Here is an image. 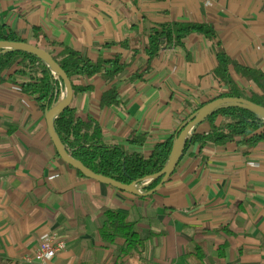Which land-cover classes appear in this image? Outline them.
<instances>
[{"label":"crops","instance_id":"1","mask_svg":"<svg viewBox=\"0 0 264 264\" xmlns=\"http://www.w3.org/2000/svg\"><path fill=\"white\" fill-rule=\"evenodd\" d=\"M0 20L33 44L39 28V45L52 53L63 44L93 60L129 64L112 79L76 76L87 89L74 91L71 104L78 118L98 122L105 144L129 154L149 158L202 105L229 91L214 75L217 43L238 66L263 74L231 66L240 97L264 95V0H0ZM174 21L208 24L217 36L190 33L149 64L147 33ZM22 80L14 70L0 73V264H264V142L191 144L164 185L143 197L63 160L45 110ZM112 88L122 103L103 105ZM211 127L206 120L196 132ZM107 209L135 222L146 240L141 255L121 257L123 240L103 239ZM50 231L67 246L39 262L35 250Z\"/></svg>","mask_w":264,"mask_h":264},{"label":"trees","instance_id":"2","mask_svg":"<svg viewBox=\"0 0 264 264\" xmlns=\"http://www.w3.org/2000/svg\"><path fill=\"white\" fill-rule=\"evenodd\" d=\"M193 32L203 33L211 39H215L217 36L212 26L205 23L179 21L157 23L147 33L148 42L145 44V52L148 55L147 62L150 64L161 49L183 43L184 39ZM34 34L37 41L35 45L40 46L38 39L43 36V32L39 28H35ZM0 40L28 42L1 20ZM50 45L56 44L51 42ZM217 46L219 64L214 75L229 88V91L221 97L241 96L239 90H236L237 86L231 76V66H235L242 74L251 75L253 78H259L263 74L256 70L241 68L232 57L225 53L220 44L217 43ZM57 47L60 50L51 53L71 79L75 92L87 89L75 83L76 76L92 77L102 74L112 79L129 66L127 63L120 62L119 57L93 60L85 52L67 45L59 44ZM10 70H14L15 75L24 79L20 83L22 90L35 96L45 111L59 101L62 95V81L37 56L23 51L1 49L0 73ZM146 72L147 70L138 73L136 78L143 77ZM248 98L264 106V95L252 94ZM101 103L106 106L120 105L122 100L117 89L112 88L105 92ZM218 118L223 119L219 124L216 123ZM207 120L211 122V131L205 134L196 132L187 142L185 152L194 143L201 145L207 142L225 144L236 140V138H242L239 142H245L250 146H257L264 142V119L248 109L238 106L224 107L215 111ZM55 128L74 158L94 172L126 184L159 172L169 158L175 138L173 135L166 141L157 144L149 158L138 153L129 154L119 146L105 144L98 122L78 118L77 111L73 106H69L60 113L55 121ZM78 172L83 175L80 171ZM159 181L151 183L144 191L154 188ZM105 214L107 221L100 230L103 239L109 243L122 239L121 257L132 252L141 255L145 250L146 240L140 236L136 230L135 222L129 219L128 214L115 209H107Z\"/></svg>","mask_w":264,"mask_h":264},{"label":"water","instance_id":"3","mask_svg":"<svg viewBox=\"0 0 264 264\" xmlns=\"http://www.w3.org/2000/svg\"><path fill=\"white\" fill-rule=\"evenodd\" d=\"M5 51H23L37 56L42 60L62 81V95L59 101L53 105L50 109L45 111V116L48 123L49 133L51 138L57 148L59 155L65 160L68 164L73 166L75 169L80 171L84 176L98 180L102 183L112 185L120 190L134 193L140 196H149L157 192L164 183L171 177L177 168L179 162L181 161L184 153L185 147L188 141H190L193 135L196 133L198 127L206 121L209 116H211L215 111L228 107V106H238L245 109H248L260 118L264 119V106L259 105L249 98L240 97V96H223L217 97L210 102L202 105L189 120L184 122L179 130L175 134L173 147L169 158L163 168L152 175L145 176L141 180L134 181L130 184L123 183L112 177L104 176L98 174L83 164L78 159L74 158L71 152L62 142L57 130L55 128V121L66 108L71 106L74 98V89L71 82V79L68 77L67 73L55 60L53 54L47 49L37 46L30 42H15L0 40V50ZM160 180V181H159ZM159 181V183L150 190L144 191L151 183Z\"/></svg>","mask_w":264,"mask_h":264},{"label":"built area","instance_id":"4","mask_svg":"<svg viewBox=\"0 0 264 264\" xmlns=\"http://www.w3.org/2000/svg\"><path fill=\"white\" fill-rule=\"evenodd\" d=\"M66 246L67 242L64 238L59 237L56 232L50 231L35 250L34 258L39 262H46L61 253Z\"/></svg>","mask_w":264,"mask_h":264}]
</instances>
